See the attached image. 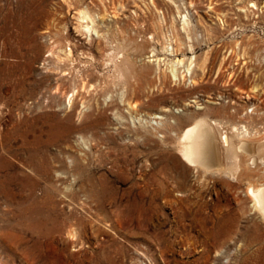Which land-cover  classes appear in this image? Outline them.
<instances>
[{"label": "rangeland", "instance_id": "374dc122", "mask_svg": "<svg viewBox=\"0 0 264 264\" xmlns=\"http://www.w3.org/2000/svg\"><path fill=\"white\" fill-rule=\"evenodd\" d=\"M201 118L260 163L188 166ZM262 184L264 0H0V264H264Z\"/></svg>", "mask_w": 264, "mask_h": 264}, {"label": "bare ground", "instance_id": "6f19581e", "mask_svg": "<svg viewBox=\"0 0 264 264\" xmlns=\"http://www.w3.org/2000/svg\"><path fill=\"white\" fill-rule=\"evenodd\" d=\"M79 14H80V20H82V22H88V20H91V17L88 15V13L82 11ZM82 26L84 30L86 29L87 31L90 32L91 27L88 24ZM165 50H167V52H171L169 54L175 53L173 48L170 46ZM184 61L185 59H178L177 63L182 64ZM132 69H133L132 63L128 61L125 67L122 68V71L123 70L131 71ZM184 72H186V74L184 75H186L187 77L192 75L193 73L192 62L189 65L187 64V67L185 68ZM184 75L182 77H185ZM174 76H176L175 73ZM157 118H160V116H158ZM213 125L217 126V124H214V122L209 123L207 119L201 118L183 131V133L179 138L180 140L179 155L183 162H185L188 166L201 168L206 172H212L218 174L223 173L225 176L231 179H236V175L239 171L238 161L239 158H241L242 156L249 157L248 162L249 165L251 166L260 163L259 157L261 156H256V154L253 153L255 151L254 147L256 146L249 144L247 140H244L246 141L244 142L243 140L238 139L239 135L234 133L237 131L236 128L233 129L231 134H229L227 131L220 133L219 134L220 140H218L217 139L218 136H216L215 128L213 127ZM216 130L218 131L217 128ZM221 148L224 150L223 151L224 153H227V158L225 157L226 155L223 157H225L227 160H230L232 163L231 170H229L228 168H224L223 167L224 165L222 166L223 157H222ZM259 152H261V148H259ZM240 166L241 164L239 161V167ZM247 194L252 198L253 206L264 219V184L258 187L250 185L247 189ZM224 232L226 234L227 233L231 234L232 231L230 229L221 228L215 231L214 233H212L209 239L213 240L214 243H217L218 242L217 238H220L222 233ZM71 240H76V237L71 236Z\"/></svg>", "mask_w": 264, "mask_h": 264}]
</instances>
